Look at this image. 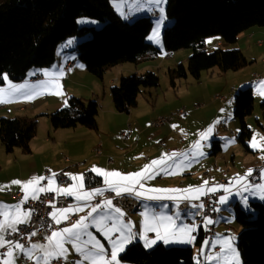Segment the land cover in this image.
I'll return each instance as SVG.
<instances>
[{"label":"crops","instance_id":"1","mask_svg":"<svg viewBox=\"0 0 264 264\" xmlns=\"http://www.w3.org/2000/svg\"><path fill=\"white\" fill-rule=\"evenodd\" d=\"M255 35L264 37V27L255 26L242 32L236 40L237 49L242 52L246 50L251 55L255 53L256 56L263 53L264 42L257 43L262 37L249 42ZM218 37L209 40L211 48L223 47V40ZM67 44L72 43L66 42L57 47L55 60L50 66L30 69L21 81H12L4 75V82L0 84V105L6 106L0 109V116L12 117L21 115L24 111L27 112L23 114L26 116L38 115L39 130L41 122L48 125L49 114L62 107L70 96L95 98L98 102L99 92L102 91L103 100L101 99V103L99 100L98 104L100 103L99 108L106 110V117L101 120L98 113L96 129L82 126L86 129H79V136L68 135L66 141L61 143V148L50 145V139L57 144L56 136L59 133L54 127L53 130L47 128V132L41 137L36 134L31 139V151L28 154L17 149L6 153L0 143V247L6 244L3 236L6 228L15 229L19 223L27 222L29 211L24 206L26 200L37 197L43 191L65 194L74 201L72 206L51 209L50 215L56 223L62 224L66 214L70 212L76 213L77 219L61 225L44 240L33 241L24 250L33 264H53L52 261L59 256L63 258V264H131L120 260L119 255L132 242L139 241L146 248L159 242L166 246L196 245L198 232L200 229L205 231L208 221H194V224L183 221L182 211L170 205L172 199L192 200L206 192L220 191L218 210L224 225L230 220L228 214L232 213L235 204L246 208L249 201H264V168L259 171L258 184H249L246 179L247 174L261 164L264 153L257 161L236 163L232 160L227 184L218 181L224 169L218 153L207 157L211 155L210 152L207 153L208 143L214 138L212 135L218 137L222 120H228L237 89L250 86L254 99L256 97L259 101L264 97V70L263 74L252 72L262 75L259 81H254L249 74L240 84H232L224 101L213 99L212 94L223 93L220 89L224 90L225 87L221 85L227 81H235L238 75H234L233 71H212L215 79L193 81L188 87L174 91L171 108L159 107L150 91L148 97L140 94L143 96L140 97L141 102L138 98L136 106L128 113L117 112L111 101L110 87L117 84L121 76L129 75L130 69L123 67L122 63L112 67L107 77L109 69L101 79H90L87 74L91 73L78 62L76 55H70L67 51L69 49H66ZM180 51L184 57L190 54L189 49ZM68 60H73V64L66 68ZM166 62L169 65L168 71L170 59ZM156 66L160 67L162 63ZM113 68L118 69L113 72ZM36 74L42 75L43 79H28ZM218 81L221 85H216ZM14 91L19 96L16 100L26 99L25 101H31L30 105L25 108L19 106L14 110ZM36 91V100L25 95V92L30 96L37 95ZM57 91L60 96L48 101V95ZM199 99L204 101L201 102L204 106L196 105L200 102ZM194 102L198 108L194 107ZM181 106H184L185 113L178 115L175 112ZM160 114H170V120L161 128H152L151 121ZM173 116H184L178 130L175 120H172ZM206 119L213 120L214 123L206 124ZM217 120L219 121L216 123ZM262 128L264 129V125ZM177 136L188 139L179 141ZM200 136L205 137L201 142L202 147L197 145ZM220 138L225 149V142L229 138ZM170 139L179 141L180 145H170ZM190 139L192 140L189 142ZM98 142H101L102 153L96 156L93 151ZM249 147L242 148L247 152H255ZM109 158L112 163L108 161ZM63 168H67L70 181L57 183L52 174ZM88 175L99 177V182L92 183ZM105 190L116 193L133 192L140 198L142 209L131 213L125 221L124 210L113 207L109 202L96 207L86 203L93 194ZM17 192L21 193L19 198L10 196ZM224 225L216 228L214 237L207 239L203 236L197 251L199 261L196 260L192 247L197 264H240L236 256V243L230 237L233 230L229 233L230 228ZM148 233H152V236L149 237ZM216 246H219L218 250L215 249ZM20 251L18 244L10 247L3 255L1 264H19Z\"/></svg>","mask_w":264,"mask_h":264},{"label":"trees","instance_id":"2","mask_svg":"<svg viewBox=\"0 0 264 264\" xmlns=\"http://www.w3.org/2000/svg\"><path fill=\"white\" fill-rule=\"evenodd\" d=\"M164 10L172 22L161 31L162 45L155 46L147 39L151 18L122 19L113 9L111 0H0V84L4 82V75L12 81H21L30 69L50 66L58 45L68 37H75L78 39L72 40L75 41L72 51L76 59L99 79L106 70L119 64H138L167 51L171 52V57L172 51L190 48L186 61L180 60L168 70L170 86L175 89L181 78L189 76L199 82L203 71L238 70L247 64L246 57L237 48L216 46L207 51L205 42L209 36L218 35L223 42L234 43L246 29L264 27V0H166ZM82 15L102 25L99 28L78 25L77 17ZM158 85V77L151 72L121 76L117 84L110 87L114 109L128 113L136 106L143 88ZM150 89L145 91L147 96ZM233 103V118L239 124L236 140L248 148L251 130L245 119L254 108L252 88H238ZM259 107L264 121V97ZM98 110L95 99L70 96L49 117L54 128L96 129ZM37 117L0 116V143L6 153L16 149L30 153ZM220 142L217 138L212 140V153H219ZM87 177L92 183L100 180L94 175ZM232 214L240 226L236 243L241 264H264V201H249L246 208L235 204ZM203 234L200 229L196 245L201 244ZM119 258L131 264H197L191 245L166 246L161 242L151 248L139 241L132 242Z\"/></svg>","mask_w":264,"mask_h":264},{"label":"rangeland","instance_id":"3","mask_svg":"<svg viewBox=\"0 0 264 264\" xmlns=\"http://www.w3.org/2000/svg\"><path fill=\"white\" fill-rule=\"evenodd\" d=\"M165 2H166V0H111V4L113 6V9L115 10V12H117V14L122 19L131 20V19H134V18L140 17V16H149L151 18L152 27H151L148 35H147V39L150 42H152L155 46H161L162 45L161 31H162L163 27L171 24V22H172V20L168 19L167 16L165 15V10H164ZM152 12H157L158 16L157 17L153 16V15L150 16V14ZM76 22L78 25L93 26L95 28H99L102 25V23L100 21H98L92 17H87L84 15L77 17ZM248 29H246V30H248ZM213 37H218V35H212L206 39L205 49L207 51H212L215 48V47L211 48L209 45V40H211ZM260 37H262V35H255L252 39L251 38L249 39V42L251 43V42H253V40H257ZM75 39H78V38L68 37L66 40L62 41L58 47L63 46L66 42L67 43L71 42L72 44H67L66 49H69L67 51H69L71 56H75V53L72 51V48H74V45H75V41L73 42L72 40H75ZM79 40H81V39H79ZM261 42H264V37H262V39L257 41V43H259V44ZM223 43H224L223 47H221V46L220 47L224 48V49L225 48L227 49L229 47H231V48H237L238 47L237 41L234 43H225V42H223ZM183 49L191 50L190 48H181V49H178L176 51H172L173 55L171 57H166L165 54L163 53V54L159 55L157 58H154L152 60L150 59V60L142 61V62H139L138 64H134L132 62L123 63V67L127 66L130 69V72H131L130 74L138 73V75H142L145 73V71H150L158 77V83H159L158 87L157 88H151V90H149V92L151 91L153 96H154V98L152 97V99H155V101L157 99V104L159 103V107L161 105L163 108H168L169 106L171 108V106H172V102H171L172 101V94L174 93V91L177 92L180 89H184L185 87H188L190 82H193V81L197 82L188 76L187 78H181L179 80L178 85H177L178 88L176 87L177 89L173 90V88L170 86L168 71H167L169 65H167L166 61L168 59H170V68H172L180 60L185 62L186 58L188 56L187 55H185V57L183 56V52L180 51ZM242 53L248 61L247 64L238 70H227V71H225L228 73L233 71L234 75H238V76L235 77V81L231 82V83H228V81H227L221 85V83L219 81L216 82V85H221L222 87H225L224 90L220 89V91L225 93V94L215 92L212 94L213 99H215L214 96L217 94L222 95V96H226V95L228 96V94H229L228 89L231 88L232 84H240V82L244 78L249 77V74L251 75V78L254 81H259L262 79V75L260 73L263 74V70H264V62H262V58H264V52L261 53L260 55H257V56L255 53H254L255 55L254 54L251 55V53L246 51V50L243 51ZM71 61H73V60H71ZM160 63H162V66L157 67L156 64L159 65ZM146 64L148 66H146ZM151 64H154V66H150ZM119 65H121V64H119ZM114 67H116V66H114ZM110 69L112 70V68H110ZM110 69L107 71L106 77L111 72ZM117 69L118 68H113V72L117 71ZM212 71H218V70L216 68H213L211 70L203 71L201 78H200V81L201 80L205 81L206 79L207 80L215 79L216 76H215L214 72H212ZM255 71L256 72L258 71L260 73H252ZM222 72L219 71V73H222ZM87 75L90 77V79H92V77L94 79H97L92 74H87ZM83 82H84V84H86L85 80ZM148 89H150V88H148ZM148 89H146V90H148ZM142 90H143V92L141 93V95L145 94L147 96V93L145 92L146 90H144V88ZM36 94L37 95H31L30 96L29 93L25 92V95L29 96L33 100H36V97L38 96L37 91H36ZM74 94H78V93H74ZM141 95L138 97L140 102H141L140 97L143 98V96H141ZM58 96H60L59 91H57V93H50L48 95V97H50L48 99V101L51 102V101L55 100ZM102 96H103L102 91H100L99 92V99H98V102L100 100V103H101V99L103 100ZM255 96H257V95H255ZM18 97L19 96L17 94H15V91H14V110H15V108H18L19 106L25 108V107L30 105L31 101H25L26 99L24 101L16 100ZM86 99H89V98H86ZM90 99L94 100L95 98H90ZM95 100H97V99H95ZM219 100H221V99H219ZM224 100L225 99H223L222 101H224ZM229 100H231V98H229ZM155 101H154V103H155ZM199 101H200V103L201 102L204 103V101L202 99H199ZM8 102H10V101H8ZM259 102H260V100L257 101L256 97H255L254 108H253L251 114L246 116V119H245L247 126L251 130L250 136L247 140V144H248V146L251 147V148L249 147L251 150H255V152H253L255 154H253L250 151H248V152L245 151L242 148L244 146L236 140L237 134L239 132V124H238V121L233 118L232 112H233L234 104L232 105V111L228 117V120L227 121H226V119L222 120L221 125H220V131H219L220 135L219 134H217V135H218V137L222 136L223 138H229V139L227 140V142H225L226 144H225V149L223 148L224 149L223 152L217 154L218 158L222 161V166L224 168L222 170V172H221L222 174L220 176L223 175V171L225 170L227 172V174H226V177H227V175L229 174V170H231L230 162L232 160L235 161L236 163H242V162L252 161V160L257 161L258 157H260L264 153V129L262 128V125H264V121L262 120V117H261V110L259 107ZM203 103H201V105H203ZM5 106L6 105H4V104L0 105V109L4 108ZM203 106H201V107H203ZM194 107L198 108L195 106V102H194ZM24 113H27V112L24 111ZM24 113H21V114H24ZM98 113H99L98 118L101 120H104L106 117V113H107L106 110L99 108ZM160 115L167 117L170 114H168V115L160 114ZM2 116H5V115H2ZM6 116H9V115H6ZM173 119L176 122L177 130L180 129L182 126V119H184V116H182V117L173 116L172 120ZM172 120L170 121V128H172V126H173ZM218 121L219 120H217L216 123ZM209 122L214 123L213 120L206 119V124H208ZM40 126H41V128L36 131V134L39 137H41L43 134H45L47 132V128H50L51 130H53L51 120L48 122V125H46V123H44V122H41ZM79 129H86V128H84L82 126H76L75 128H69V127L57 128L56 130L59 133V135L56 136L57 144L52 143V139H50V145L55 146L56 148H61V143L66 141V138L68 137V135H78L79 136ZM215 136L216 135H212V137H215ZM171 138H173L172 135H171ZM198 138H199V141H198L197 145L199 147H202L201 142L205 137L200 136ZM177 139L180 141L181 139H188V137L184 138L183 136H177ZM191 140L192 139H190L189 142ZM179 141L177 142V141H173L170 139V145H180ZM210 148H211V142L208 143L207 153H209ZM256 149H257V152H256ZM211 156L212 155H209L207 157H211ZM263 159H264V155H263L260 163H262ZM262 168H264V163L260 164L258 167H255L253 170H251L247 174L246 179H247L249 184H258V182H259V171ZM253 171H255V173H257L256 180L250 179V175L253 173ZM245 207H247V205ZM232 211H233V208H232ZM182 216H183V221H185V216H184L183 212H182ZM228 216H229L230 220L227 222V225H224V223H222V221L220 220L221 216L219 213V217L217 219L218 222L216 221L215 228H217L219 225L228 226L230 228L229 233H232V230H233V235L231 234L230 237H233V239L236 243L237 242L236 236H237V232L240 230V226L234 220V216L232 213L228 214ZM200 220L203 221L204 223L207 221H210L207 219H196L195 221H200ZM216 232H217V230H216ZM204 233H205V231H204ZM207 239H210V238H207ZM235 245L237 248V243ZM192 247L194 248V251H195L196 260L199 261L198 253H197L198 245H193ZM148 248H151V247H148ZM236 256H237V260L241 264V259H240V254H239L238 249L236 250Z\"/></svg>","mask_w":264,"mask_h":264},{"label":"built area","instance_id":"4","mask_svg":"<svg viewBox=\"0 0 264 264\" xmlns=\"http://www.w3.org/2000/svg\"><path fill=\"white\" fill-rule=\"evenodd\" d=\"M166 53H170L167 51ZM73 64V61L68 60L65 64L66 68H69ZM29 80L43 79V76L36 74L34 76L28 77ZM215 99H225V96L215 95ZM197 106L201 105L200 102L196 103ZM178 115L185 113L184 106L178 108L175 112ZM170 120L169 116L158 115L154 118L150 126L152 128H161L166 122ZM129 127V124H128ZM94 154L96 156L102 153L101 142L96 143L94 146ZM66 161H69L68 158H65ZM110 163L112 160L109 158ZM264 163V159L262 161ZM261 163V164H262ZM47 175V171L45 173ZM227 172L224 170L223 175L221 176V184L227 182L226 177ZM54 181L57 183H66L70 181V176L67 172V168L60 169L52 174ZM257 173L253 171L250 175L251 180H256ZM219 180V181H220ZM220 191H211L202 194L201 196L195 199H172L170 204H177L178 208H202L204 210L205 219L210 220L207 223V238H211L216 235V228H213L212 217L215 214H219V196ZM21 195L20 192L10 194L12 198H19ZM140 200V198L135 195L133 192H124L116 193L113 191L105 190L96 194H93L91 198L86 202L91 207H96L102 205L105 202H109L113 207L122 209L125 212L124 220L127 221L130 215V204ZM74 205L72 198L68 197L65 194L54 193L50 191H43L37 197H30L24 203V206L29 211V216L27 222L19 223L15 229L6 228L4 231V239L6 244L0 247V264L2 263V257L5 252L10 248L14 247L15 244L20 246L19 253V264H33L32 261L25 255L24 250L28 249L31 246V243L36 240H44L48 235H50L54 230L58 229L61 225L66 223H72L77 219L76 213H67L65 221L62 224L56 223L50 215V211L53 208H65ZM185 222L189 224H194V219H186ZM149 237L152 236V233L147 234ZM218 250V246H216ZM64 260L62 257H56L52 263L53 264H63Z\"/></svg>","mask_w":264,"mask_h":264},{"label":"bare ground","instance_id":"5","mask_svg":"<svg viewBox=\"0 0 264 264\" xmlns=\"http://www.w3.org/2000/svg\"><path fill=\"white\" fill-rule=\"evenodd\" d=\"M152 15L157 17L158 13L157 12H152L151 16ZM170 55H171L170 53H165L166 57H170ZM215 138L220 139V141H221L220 144H221L222 148L219 151V153H221L223 151L224 144H223V140L220 137H214V138L210 139L209 142H211V146H212V140L215 139ZM209 152H210L211 155H216V153H212L211 148H210ZM220 178H221V176L219 177L218 181L220 180ZM219 183H221V180L219 181ZM227 183H228V178H227V182L225 184H227ZM170 205L175 207V208H177V209H179L177 204H170ZM141 209H142L141 200H136L135 202H131V204H130V214L133 213V212L140 211ZM179 210H181L184 213L185 220L186 219H194V221H195L196 219H205L204 210H202V208H180ZM218 217H219V214H215L212 217L213 228H215V223H216ZM206 234H207V225H206V229H205V233H204L205 237H206ZM215 249H216V247H215ZM218 249H219V246H218Z\"/></svg>","mask_w":264,"mask_h":264}]
</instances>
